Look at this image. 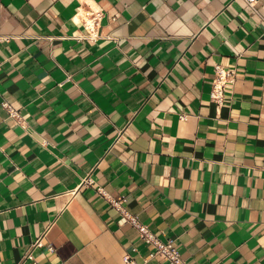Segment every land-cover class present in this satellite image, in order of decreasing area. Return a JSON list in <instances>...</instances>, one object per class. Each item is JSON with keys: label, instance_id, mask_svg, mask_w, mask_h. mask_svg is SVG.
I'll return each mask as SVG.
<instances>
[{"label": "crops", "instance_id": "1", "mask_svg": "<svg viewBox=\"0 0 264 264\" xmlns=\"http://www.w3.org/2000/svg\"><path fill=\"white\" fill-rule=\"evenodd\" d=\"M256 4L2 0L0 264H169L99 187L187 264H264ZM217 64L236 71L221 105Z\"/></svg>", "mask_w": 264, "mask_h": 264}, {"label": "built area", "instance_id": "2", "mask_svg": "<svg viewBox=\"0 0 264 264\" xmlns=\"http://www.w3.org/2000/svg\"><path fill=\"white\" fill-rule=\"evenodd\" d=\"M248 6L256 11V3L257 0H246ZM1 6L2 0H0V27H1ZM103 16L101 9H89L85 11L83 14V24L84 27L89 32V37L95 39L99 36L98 27ZM3 37L0 29V38ZM236 81V71L233 69H228L223 64H217L215 66V77L212 84L211 89V98L218 103L219 105L223 104L225 101V92L230 84H233ZM4 105L7 108L11 106L9 103L5 102ZM10 114L14 117L17 116V113L14 110H10ZM94 183L91 177H87L82 184L92 185ZM99 192L102 193L105 197H107L110 201V204L115 207L118 211L121 212L122 219L126 222H130L135 228L138 230L139 237L146 244H149L155 247L152 255H159L163 259H165L169 264H187L185 260L182 258L181 251L179 247H177L174 243L173 239L170 240H162L158 237V235L151 231L147 225L142 223L139 218L131 213L125 206L123 199L112 198L108 196L107 193L103 191L101 187L98 188ZM37 245H41V241L37 242ZM125 264H133L131 257L129 255L124 257ZM136 264V263H135Z\"/></svg>", "mask_w": 264, "mask_h": 264}]
</instances>
